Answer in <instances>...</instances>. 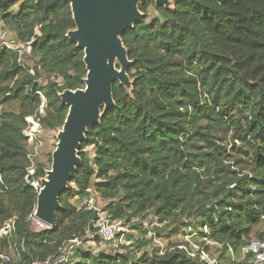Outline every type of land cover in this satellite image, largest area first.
<instances>
[{
  "label": "trees",
  "instance_id": "trees-1",
  "mask_svg": "<svg viewBox=\"0 0 264 264\" xmlns=\"http://www.w3.org/2000/svg\"><path fill=\"white\" fill-rule=\"evenodd\" d=\"M154 6L146 0L145 20L123 37L133 93L115 83L116 107L89 129L56 226L36 232L41 187L32 182L52 157L29 176L27 118L45 131L61 128L68 108L60 94L83 88L87 71L83 51L66 36L75 23L65 0H0L8 38L31 46V66L0 46V228L15 219L16 229L0 240V258L15 250L16 264L44 262L88 234L99 244L98 216L80 206L93 190L113 219L136 224L151 216L163 226L157 237L181 229L202 251L215 245L230 264H249L242 250L264 237L257 232L264 224V0H178L150 19ZM183 245L190 248L179 241L166 252L80 246L75 264H208Z\"/></svg>",
  "mask_w": 264,
  "mask_h": 264
},
{
  "label": "water",
  "instance_id": "water-1",
  "mask_svg": "<svg viewBox=\"0 0 264 264\" xmlns=\"http://www.w3.org/2000/svg\"><path fill=\"white\" fill-rule=\"evenodd\" d=\"M71 7L75 29L67 38L84 53V87L60 94L68 108L64 125L58 128L51 169L40 179L36 209L32 218L54 229L62 210L60 199L76 178L82 165L80 153L89 129L99 126L104 116L116 107L114 85L128 94L135 80L128 72L133 62L123 42L126 32L145 20L141 7L146 0H65ZM175 1V2H174ZM155 0L156 8L171 10L178 0ZM174 2V3H173Z\"/></svg>",
  "mask_w": 264,
  "mask_h": 264
},
{
  "label": "built area",
  "instance_id": "built-area-1",
  "mask_svg": "<svg viewBox=\"0 0 264 264\" xmlns=\"http://www.w3.org/2000/svg\"><path fill=\"white\" fill-rule=\"evenodd\" d=\"M0 46L6 47L7 49H12L18 52L19 62L23 63L25 52H31L24 45H15L13 42L6 39L5 34H0ZM34 122L37 123V127L41 128L40 123L37 121L36 117L27 118V127L24 130V135L27 138L28 144V160L31 162L32 166L29 169V176H34L37 162H39L42 157L43 144L37 138V133L39 131L34 129ZM40 187L39 182H32V185L36 188ZM90 195L85 199L81 200L80 206L86 207L88 210L93 211L97 214L98 220L94 222V227L97 229L95 234L100 239V244L102 245L101 251L121 253L124 248L130 247L134 244V241L142 240V238H129L130 231L126 226V222L123 220L113 219L103 207L107 204L105 200L95 191L89 190ZM106 203V204H104ZM32 219V217H31ZM15 219L8 221L3 227L0 228V240L5 238H10L15 232ZM92 236L88 234V238ZM194 236L186 235L185 240L188 244L192 245V238ZM84 239H76L70 241L64 245L61 251L56 255L44 262H34L31 264H75L71 257L75 255L77 249L83 244ZM94 243V242H93ZM157 244V242H155ZM195 245H197L195 243ZM179 249L184 250L189 256L195 257L196 255L208 264H217L216 261L211 260L208 255L201 251L199 254L191 251L190 248L185 245L180 246ZM199 249V248H198ZM100 251V250H99ZM136 251V250H135ZM249 256V264H264V237L262 239H255L249 243V245L242 250V258ZM74 260V259H73ZM1 264L12 263L9 258L1 257Z\"/></svg>",
  "mask_w": 264,
  "mask_h": 264
},
{
  "label": "rangeland",
  "instance_id": "rangeland-1",
  "mask_svg": "<svg viewBox=\"0 0 264 264\" xmlns=\"http://www.w3.org/2000/svg\"><path fill=\"white\" fill-rule=\"evenodd\" d=\"M148 16H149L150 19H153L156 16H158L155 6L154 7H150L148 9ZM1 30H2V32L4 30V27H3L2 24H1ZM3 34L6 35V39L7 40L9 38L13 37V35L10 34V32L8 30H4ZM11 40H13V39H9L8 41H11ZM29 47H31L30 44H28L27 49H30ZM27 52L28 53L25 52V56H24L23 62L26 63V65H30L31 66V61H30V59L28 57V55L31 52L30 53H29V51H27ZM43 83H44L43 81H40V84H43ZM43 101H44V99H43ZM43 108L44 107H42V109ZM15 109H16L15 106H11L9 108H7V107L2 108V110H12V111H14ZM41 112H42V110H41ZM33 128L36 129V130L39 129V131L37 133V138L43 144L42 157L40 158L38 164H41V163L44 164V163H46L48 161V157L50 155L52 157V154H53L54 150L56 149V144H57V141H58L57 140L58 131H45L42 128L37 127V123L36 122H34ZM230 144H231L230 146L232 147V141H231ZM235 144H238L237 140H235ZM87 150L89 152H91L92 149L90 148V149H87ZM51 165H52V163L47 168V170L51 169ZM35 184L38 187V184L37 183H35ZM72 186L73 185L71 184L70 187H72ZM104 204H106V203H104ZM106 205L103 207V209L106 208ZM136 225L139 226V229H135ZM126 226H127L128 230L130 231L129 238H131V239L132 238H142L143 241H141V243H139L137 245H134L132 247L133 250H131L130 248H126V250H124L123 253L134 252L135 248L138 247V246L142 247V252L152 251L154 249L155 250H160L162 252H166L169 242L179 241L180 243L181 242L182 243H184V242L187 243V241L185 240L186 234L184 235V233L182 232L181 229H176V228H172V227H170L168 229H165L164 233L161 234V237H157V234H156L157 229H160L163 226L160 225V223L157 220H155L154 218H152L151 216H148L147 219H145V220H137L136 224H134V223L126 224ZM32 229L34 231H36V232H40L42 230H46V229H49V228L46 227V226L44 227L37 220L32 218ZM50 230H52V229H50ZM257 232H259V234H262L264 232V224H261L257 228ZM187 234H190V233H187ZM94 238H95L94 235H92L89 238L84 239L83 245H81V246H83L82 248H84L86 250H101L102 249V245L100 243L99 244L98 243H93L94 242ZM252 239L255 240L256 237H253ZM194 240L195 241L192 240V245L189 244L191 246V251L195 252V253H197L199 251L201 252L202 250L200 249V246L199 245H195V242H199V239L194 237ZM155 242H157V244ZM208 245H210V244H208ZM209 249L210 250H209L208 253L205 252V251L204 252L208 255V257L211 260L216 261L217 264H230V261H228L224 257H221L222 251L220 250V248L218 246L214 245V246H211ZM108 253H112V252H108ZM9 254H10V259H12V262L14 264H16L18 258L16 256L15 250H10ZM71 259H72L73 262L77 260L75 255H74V257L72 256ZM0 260H1V258H0Z\"/></svg>",
  "mask_w": 264,
  "mask_h": 264
},
{
  "label": "bare ground",
  "instance_id": "bare-ground-1",
  "mask_svg": "<svg viewBox=\"0 0 264 264\" xmlns=\"http://www.w3.org/2000/svg\"><path fill=\"white\" fill-rule=\"evenodd\" d=\"M45 227V226H44Z\"/></svg>",
  "mask_w": 264,
  "mask_h": 264
}]
</instances>
